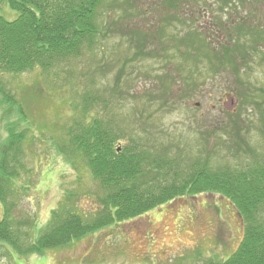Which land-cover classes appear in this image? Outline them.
Instances as JSON below:
<instances>
[{
    "label": "rangeland",
    "instance_id": "rangeland-1",
    "mask_svg": "<svg viewBox=\"0 0 264 264\" xmlns=\"http://www.w3.org/2000/svg\"><path fill=\"white\" fill-rule=\"evenodd\" d=\"M129 1L133 4L121 5L117 12L102 8L103 25L113 22L120 30L98 37L91 50L84 49L45 70L35 67L3 75L7 93L21 104L28 119L19 118L13 107L0 102V143L8 136L7 116L14 129H27L20 155L24 168L14 183L16 211L11 213L13 220L25 222L19 226L23 240L38 236L64 197L71 198L72 210L76 206L79 213L88 215L96 193H103L79 157L72 166L60 151L67 139L66 128L75 117L80 118L84 94L102 98L92 107L125 130L131 127L133 135L142 134L151 147L163 149L172 158L209 161L212 168L224 171L250 164L254 159L250 150L264 155V0H234L235 4L222 10L217 0H203L195 8L200 15L204 13L196 29L215 43L229 39L217 30L216 17L232 22L227 30L231 41L238 39L233 26L239 22L263 31L248 66L239 70L241 83L229 69L212 70L203 59L182 61L178 48L168 44L175 28L167 22L171 9L158 0ZM17 14L0 1V15L11 20ZM231 14L235 15L229 19ZM117 17L122 20L119 24H115ZM173 24L182 35L183 24ZM137 27L151 30L155 46L147 47L154 46L156 55L134 56L136 47L129 44L128 36ZM245 38L253 45L252 34L241 40ZM165 75H169L165 84L170 93L159 97ZM235 87L255 101L239 103ZM232 113L244 139L237 148L230 147L233 142L223 128ZM139 124L148 128L146 133L137 130ZM126 142L124 137L117 145ZM242 235L243 223L231 200L217 191H206L177 196L142 215L40 254L19 255L0 240V264H208L229 256Z\"/></svg>",
    "mask_w": 264,
    "mask_h": 264
},
{
    "label": "trees",
    "instance_id": "trees-1",
    "mask_svg": "<svg viewBox=\"0 0 264 264\" xmlns=\"http://www.w3.org/2000/svg\"><path fill=\"white\" fill-rule=\"evenodd\" d=\"M0 1L18 12L11 20L0 15V102L13 107L18 117L26 121L27 115L21 104L7 93L3 75L19 74L35 67L45 70L56 62L78 56L84 49L91 50L98 37L120 30L112 26L113 22L103 25L102 8L109 7L111 11L117 12L118 7L122 8L121 5L133 4L129 0ZM157 2L173 11L167 20L169 25L175 27L173 34L168 37V44L178 48L182 61L203 59L211 65L212 70L229 69L241 83L239 70L243 65L248 66L251 52L256 50L254 45L257 39H263V31L239 22L233 26L238 39L231 41V33L227 30L232 22H224L214 12L217 30L229 37L226 42L220 40L215 43L212 37L209 39L196 29V22L204 13L200 15L195 8L205 3L203 0ZM216 2L221 10L235 4L234 0ZM122 10L126 14V9ZM234 15L231 14L229 19ZM120 22L122 20L117 17L115 24ZM173 22L183 24L182 35ZM160 25L158 27L165 31ZM150 31L139 27L130 29L128 42L136 47L135 57L154 54L152 50L155 42L154 37L149 35ZM246 34H252L253 45L249 43L251 39L241 40ZM147 44L154 46L148 49ZM167 76L161 79L159 97L170 93L165 84ZM35 90L36 93L41 91ZM234 95L242 104L255 101L238 87L234 88ZM99 100L102 98L89 94L82 96L80 118L75 117L66 128L67 139L60 145V151L72 166L75 157H79L103 193H96L95 206L88 215L79 213L76 206L72 210L71 198L64 197V203L53 210L48 225L34 240L21 238L19 226L25 222L13 220L11 214L16 206L14 183L24 168L20 155L23 153L22 141L27 129H14V124L9 122L7 116L4 125L8 136L0 143V240L19 255L40 254L47 248L64 245L97 229L142 215L177 196L217 191L231 200L241 217L243 235L229 256L208 264H264V155L250 150L254 156L250 164L242 168L226 167L224 171L212 168L209 161L201 162L198 159L190 162L178 156L172 158L163 149L151 147L142 134L133 135L131 127L125 130L108 116L99 113L98 108L92 107ZM92 109L95 114L90 117ZM233 113L223 128L233 142L230 147L237 148L239 141L244 139ZM147 129L145 125L137 126V130L143 134ZM124 137H127V142L119 147L117 142Z\"/></svg>",
    "mask_w": 264,
    "mask_h": 264
}]
</instances>
